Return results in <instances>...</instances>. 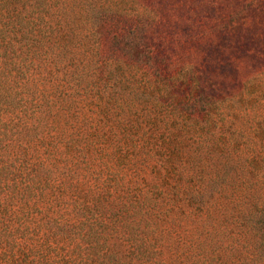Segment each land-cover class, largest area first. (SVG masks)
Here are the masks:
<instances>
[{"label":"trees","instance_id":"1","mask_svg":"<svg viewBox=\"0 0 264 264\" xmlns=\"http://www.w3.org/2000/svg\"><path fill=\"white\" fill-rule=\"evenodd\" d=\"M129 1L151 16L123 0H0V264L171 262L162 223L175 192L148 175L146 127L162 104L192 114L230 94L204 67L220 70L227 51L194 33L196 3ZM249 13L263 18L264 1ZM249 30L240 48L262 43ZM261 204L246 212L258 247Z\"/></svg>","mask_w":264,"mask_h":264},{"label":"rangeland","instance_id":"2","mask_svg":"<svg viewBox=\"0 0 264 264\" xmlns=\"http://www.w3.org/2000/svg\"><path fill=\"white\" fill-rule=\"evenodd\" d=\"M188 1L198 8V13L189 10L194 33L205 32L216 45L220 38L224 40L226 56L223 52L215 59L220 70L206 66L207 62L204 67L219 84L216 88L230 94L211 106L203 102L201 108V101L192 114L169 112L162 104L156 109L157 128H152L150 120L147 124L145 151L155 150L146 153L148 160L153 159L148 175L161 174L175 192L170 218L162 223V256L171 257L170 264H264V246L258 247L259 235L246 213L261 202L264 205V17L249 13L257 0ZM122 4L135 17L151 16L138 3L123 0ZM241 28L250 29V40L263 37L262 43L240 48L237 32ZM182 32L178 36H184ZM155 93L163 99L159 90ZM146 94L149 98L151 92ZM189 192L198 200L191 205L183 200ZM187 254L190 259L185 262Z\"/></svg>","mask_w":264,"mask_h":264}]
</instances>
